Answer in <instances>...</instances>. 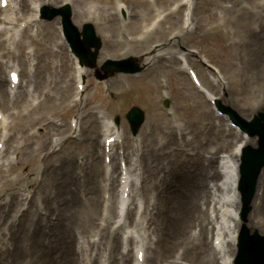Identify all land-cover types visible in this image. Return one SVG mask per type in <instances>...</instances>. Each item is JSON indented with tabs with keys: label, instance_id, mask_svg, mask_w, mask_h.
Returning <instances> with one entry per match:
<instances>
[{
	"label": "rangeland",
	"instance_id": "374dc122",
	"mask_svg": "<svg viewBox=\"0 0 264 264\" xmlns=\"http://www.w3.org/2000/svg\"><path fill=\"white\" fill-rule=\"evenodd\" d=\"M73 1L25 0L22 19L33 17L32 4L67 2L74 23L80 27L86 21L93 23L101 37L98 63L135 55L144 68L105 81H97L94 72L86 69L87 88L76 98L75 62L62 37L59 18L39 19L32 31L21 28L24 35L19 30L16 38L23 39V52L15 45L11 50L6 45L0 48V111L9 120L4 126L8 147L0 154V162L10 158L12 165V169L1 167L7 183L0 188V264H133L136 243H124L129 233L148 242L147 264L160 257L173 260L182 251V264H220L212 246L219 219L210 199L223 191L220 158L232 151L241 135L226 129L228 119L215 111L177 55L187 57L188 65L214 95L251 118L264 106V27L262 18L255 17L264 13V0H193L188 24L184 23L187 5L182 0H82V7L91 12L83 14L74 12L81 7ZM212 24H218L219 32L206 33ZM40 26H49L56 35L51 45L55 58L42 54V34L39 44L30 40ZM187 31H191L189 36ZM108 38H112L111 46ZM145 41L149 47H140L139 42ZM57 43L61 53L53 49ZM157 54H163V64L169 55L174 60L164 68L170 73L160 76L159 90L148 98L144 90L133 87L161 69L148 70L149 58L156 59L153 55ZM14 67L23 83L11 94L7 70ZM165 98L170 100L169 108L162 105ZM33 101L40 102L41 108ZM131 103L146 112L145 124L135 137L123 118ZM116 114L122 116L118 127L122 141L111 161L114 181L109 179L106 187L102 123L112 121ZM74 121L76 129L71 124ZM247 143L255 145L256 139ZM122 158L134 178L132 188L137 186L138 192L133 190L129 196L126 226L114 229ZM27 196L43 212L32 224L14 223L24 206L21 200ZM153 201L156 209L149 205ZM200 210L212 215L202 233L197 229ZM54 214L58 215L55 220ZM58 220L60 232L49 231ZM135 221L142 224L135 228ZM247 222L251 231L264 232V168ZM156 237L164 247L158 242L155 246ZM226 251L233 258L235 244L227 242Z\"/></svg>",
	"mask_w": 264,
	"mask_h": 264
},
{
	"label": "bare ground",
	"instance_id": "6f19581e",
	"mask_svg": "<svg viewBox=\"0 0 264 264\" xmlns=\"http://www.w3.org/2000/svg\"><path fill=\"white\" fill-rule=\"evenodd\" d=\"M79 2V5H77L78 7H81V9L78 8H74V12L75 13H91L90 12V8L89 7H85L83 8L82 5L80 4V2H82V0H74L73 3L75 5V2ZM1 2V0H0ZM25 0H7V3L4 7H2L0 5V48L3 49V47H5L6 43L7 45L11 48L13 47V45H16L18 47L19 50H23L25 47L24 41L21 39H17L16 35L18 33V30L20 29V27H26L27 29L29 28L31 30V27L33 26V23L37 22V14L36 11L38 10V5H33L32 9L35 11V13L33 14V18H28L27 20H22L21 16H22V12H21V8L22 6H25ZM183 3H185L188 7V9L185 12V16H184V21L185 23L189 22L190 19V7H191V0H182ZM76 6V5H75ZM264 6V5H263ZM120 7V6H119ZM256 19L258 18H262L261 21V26L264 27V13L262 14H255ZM212 20H214V17H212ZM42 27V26H41ZM197 28V27H196ZM28 29V30H29ZM264 31V30H263ZM157 32V31H156ZM188 32V31H187ZM219 32V27L218 24H212L211 25V29H209L206 33H216ZM21 33H23V31H21ZM40 33H42V35L44 36V42L41 43L40 47L42 49V54L44 56H47L48 58H55V55L57 53H52V48L51 45L52 43H55V39H56V35L54 34V32L51 30V28L49 26H43L41 28ZM167 33V32H166ZM191 33V31L188 32V36ZM151 36H148V39ZM31 42L34 45H37L40 43L41 39H35L34 37H30ZM111 41L112 38H108V42H109V46H111ZM53 46H59L57 44H53ZM139 46L143 47V46H148V44L145 42L140 43L139 42ZM8 52L6 51H3ZM58 53H61L60 50H57ZM33 54H36L35 52H33ZM153 57H155L156 59L153 58H149L151 63L148 66V70L153 69H157V68H161V69H157L155 70L148 79L146 80H142L140 82H138L137 84L134 85L133 89L135 90H144L145 96L148 98H152V93L157 92L160 88V82H159V78L160 76L164 75V73L169 74L170 71L169 69H167L166 71L164 70V68L170 66L171 62L173 61V56L170 55L169 59L167 60L166 64H163L164 62V58H163V54L162 56H160V54L157 55H153ZM178 57L181 59L182 61V68L189 70L191 67H188V63H187V59L185 57V55L183 53H180L178 55ZM164 59V60H163ZM77 65V63H76ZM78 68V65H77ZM76 68V69H77ZM12 69H9L7 71V76L9 74V72ZM84 74V70L83 68H78V70H76V78L78 83L81 81V77ZM19 76V74H18ZM196 78L199 80L198 75L196 74ZM128 81H131V79H127ZM21 83V77L19 76L18 78V82L17 84ZM16 84V85H17ZM10 85V83H9ZM16 85H10V93H13L15 90V86ZM198 88L205 93V95L207 96V98L212 99L213 98V94L207 90L204 85L201 84L200 80L198 83ZM32 90L31 85L29 86V91ZM79 91H77V95H78ZM118 94L120 95H124L125 92L120 91ZM33 103H36V101H33ZM40 102L36 105V107H39ZM261 105V104H260ZM258 105V106H260ZM41 107H39L38 109H40ZM255 109L252 108V110ZM37 110V109H35ZM1 117H0V128L1 129V139L0 142H2V146L1 148H5L7 149L8 147V143H7V138H6V127L7 126L9 120L6 118L5 114L0 112ZM103 130L105 133V138L110 137V136H115L117 139H119L120 137V132L117 131L114 126H112L111 121L106 119L103 120ZM228 131L231 130L232 128L230 126H228L226 128ZM235 132H237L235 129H233ZM237 135L238 132L236 133ZM241 141L232 149V151L230 153H224L222 155V159L220 161V167H221V171L223 173V179L220 183L221 188L223 189L221 194H213L212 195V199L211 201L214 204V209H215V217L219 219V225L216 226V233H215V238H214V243L212 244V246L214 247L213 250V254L215 253L216 250V254L218 255V258L220 259V263L221 264H232V258L231 256L227 253L226 251V242H230L231 244H233L236 240V227L239 221V217H238V207H239V199H238V192L236 189V184H237V180H238V168H237V157L240 154L241 151V147L243 145L244 142L248 141V138L244 135L241 134ZM104 141V140H103ZM229 142H227L226 144H228ZM5 149H0V154L3 153V151ZM1 159V158H0ZM5 160L8 162L7 164L5 163ZM3 161L0 162V180H1V184H0V188L4 187L5 184L7 183V175L3 172V170H1V167H3L4 165L7 166L8 169H12V165L9 163L11 161L10 158H7ZM69 162V161H68ZM70 164V162H69ZM209 165L211 166V162L209 163ZM71 166V164H70ZM110 171V165H106L105 166V172L109 173ZM121 185L118 189V202H119V208H118V212H117V219L113 221L114 229H119L121 226L125 227L126 225H122V224H117L120 223V218H122L123 213L125 211V209L127 208V202H128V194H127V190H128V184H130V182L132 181V178L129 174V168L127 167L126 169L124 168L123 171H121ZM110 178H106V183ZM129 193V192H128ZM107 196V195H106ZM22 199V198H21ZM21 201H23L24 206L19 209V217H17V219L14 220V223L16 221L18 222H22V221H28L30 224L33 223V221L35 220H39L37 218V215L40 214L43 208L41 207H37L34 205V203L31 202V198L30 197H24ZM149 205H151V207L153 209L157 208V203L155 201L153 202H149ZM109 208V205H107L105 207V210H107ZM51 214H52V210ZM127 213V218H129L130 216V212L125 211ZM45 213H49L48 210H46ZM206 212H202L201 210L197 213V229L200 233L204 232V230L206 229V224L208 223V221L210 222V216L212 217V215L210 214V216L208 215V213ZM125 214V213H124ZM54 220L57 219L58 215L54 214ZM115 217V218H116ZM142 222L141 221H135L133 227H138L139 225H141ZM39 225V224H38ZM38 225L33 226L34 227V231L36 230V228L38 227ZM49 231H57L60 232V222L59 220L56 222L55 226L53 228H50ZM116 232V231H115ZM2 231L0 230V236H1ZM34 234V233H33ZM136 243L135 247H134V253H135V262L133 264H147V260L149 258L148 255V251H147V241L146 239H140L137 235H135V233H129L126 235V237H124V243ZM157 242L162 244L160 238H154V243L155 246L157 247ZM162 246L164 247V245L162 244ZM142 251L143 252V257H142V261L139 262L137 260V254L138 252ZM184 255V251H182L179 254V257L174 258L173 260H168V259H164L162 257H160L159 259H157L155 262H153L152 264H182V258ZM166 258V255H165ZM123 264H127L124 261H122Z\"/></svg>",
	"mask_w": 264,
	"mask_h": 264
},
{
	"label": "water",
	"instance_id": "95a60500",
	"mask_svg": "<svg viewBox=\"0 0 264 264\" xmlns=\"http://www.w3.org/2000/svg\"><path fill=\"white\" fill-rule=\"evenodd\" d=\"M42 11L43 15L47 18H53L57 14L63 15V21L67 29L66 33L75 52L83 57L87 66H95L96 55L100 47V40L95 37L93 27L90 24H85L82 32L83 38L81 39L80 33L77 32L76 28L70 22V9L68 5L61 8L44 6ZM92 46L95 47L94 51L90 50ZM101 69L105 71V74H98L99 78H106L116 71L135 72L141 68L138 67L132 58H128L121 61L108 60ZM221 108L224 111L229 112L231 114V119L241 125L244 129L248 130L252 136L255 134L259 136V148L251 149L252 151L247 153L245 151L242 162L241 190L244 203L242 219L246 221V215L250 210V201L255 190L256 179L261 167L264 166V113L262 115L260 114L262 119L258 120L255 116L251 122H246L239 118L232 109L223 105ZM126 117L130 123L133 134H136L140 125L144 121L143 111L138 106L133 105L126 113ZM234 263L264 264V235H260L257 232L250 235L249 229L243 225L239 237L238 252Z\"/></svg>",
	"mask_w": 264,
	"mask_h": 264
}]
</instances>
